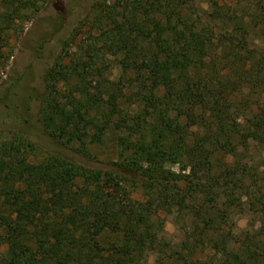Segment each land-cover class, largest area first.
<instances>
[{"label": "trees", "instance_id": "trees-1", "mask_svg": "<svg viewBox=\"0 0 264 264\" xmlns=\"http://www.w3.org/2000/svg\"><path fill=\"white\" fill-rule=\"evenodd\" d=\"M44 2L0 0L10 26L0 31ZM93 7L79 44L63 40L47 69L39 115L84 156L112 138L117 161L37 162L21 133L1 141L5 263L264 264V220L241 234L231 226L236 210L264 217V0ZM160 212L178 221L176 242L163 239Z\"/></svg>", "mask_w": 264, "mask_h": 264}, {"label": "rangeland", "instance_id": "rangeland-1", "mask_svg": "<svg viewBox=\"0 0 264 264\" xmlns=\"http://www.w3.org/2000/svg\"><path fill=\"white\" fill-rule=\"evenodd\" d=\"M45 1L37 14L26 13L22 20H15L14 31H0V142L19 132L33 145L37 162L54 153L89 167L106 168L110 162L117 161L118 151L112 138L106 137L100 145H89L84 156L77 152L76 144L64 145L45 130L39 108L46 71L59 56L63 40L68 38V42L78 45L79 34L85 30L78 24L92 16L93 4L97 1L111 4L114 0ZM0 26L6 28L8 25L0 21ZM77 26L78 31L75 30ZM102 63L106 68L105 77L116 80L119 74L116 61L107 58ZM252 155L258 160L259 148ZM168 166L174 172L179 171L177 165ZM259 214L261 212L251 214L246 209L236 210L231 214L233 231L241 234L257 228L264 220ZM155 218L162 223L164 240L176 242L182 237L180 225L173 215L160 212ZM107 240L104 236L103 241ZM5 250L0 246V264H7L3 259ZM153 258L151 254L148 260L151 262Z\"/></svg>", "mask_w": 264, "mask_h": 264}]
</instances>
